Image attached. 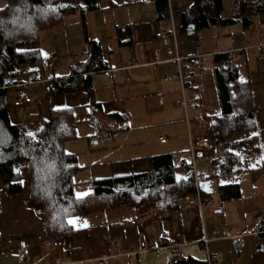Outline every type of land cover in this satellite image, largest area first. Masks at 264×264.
Wrapping results in <instances>:
<instances>
[{
    "label": "crops",
    "instance_id": "crops-1",
    "mask_svg": "<svg viewBox=\"0 0 264 264\" xmlns=\"http://www.w3.org/2000/svg\"><path fill=\"white\" fill-rule=\"evenodd\" d=\"M194 1L172 0L170 8L165 0H101L96 10L83 16L70 15L62 24L41 33L40 50L46 66L51 67L47 63L50 58L56 60L53 75H45L41 80L47 84L46 113L53 109H72L79 122L81 138L69 143L74 149L70 154L77 156L83 168L76 178L74 192L84 195L78 198L90 195L95 181L151 172L155 156L173 154L178 164L189 156L190 138L194 140L192 132L199 133L190 121V110L199 107L197 94L202 91L196 80L204 67H212L215 55L233 51L240 57L246 52V46L220 48L218 44H209L200 51L191 43L199 46L198 34L202 30L238 22L248 28L244 21L249 5L257 2L222 0L223 11L232 8L233 15H220L219 24L195 28L194 34L188 36L191 22L184 15ZM230 19L236 21L230 22ZM173 27L175 37H156L159 31ZM260 31L261 37L264 36L263 25ZM92 43L99 46L98 51L109 66L92 75L93 91L48 97V82L52 78L69 77L74 66L87 61ZM256 45L264 51L260 40H256ZM177 56L182 57L180 63L175 60ZM244 74L253 84L256 103L255 89L264 85V66L257 71L247 66ZM255 76L259 78L256 80ZM214 80L218 98L214 105L218 107L205 128V135L220 113L215 74ZM13 89L17 88L10 91ZM23 97L28 96L19 95L13 105ZM32 103L25 106L30 108ZM22 107H15L11 113L18 121L25 119L17 115ZM40 113L39 105L32 121L39 120ZM256 120L261 153L258 109ZM161 138L167 139L166 143ZM81 144H84V153ZM214 151L199 153L201 187L213 204L202 209L187 208L183 201L180 209L164 215L156 204L149 203L72 217L70 224L79 233L71 243L48 240L43 214L29 205L31 188L25 169L20 172L19 193L8 192L0 175V264H172L180 261L206 264L208 254L220 257L217 264H264V207H259L249 219L245 215L230 217L234 202L244 198L240 184V199L214 203L213 194H217L220 185H227L220 184L227 176H219L214 163L223 155L224 148L221 154L216 151L211 156ZM205 238L209 240L206 245ZM22 240L30 247V255L25 260L17 256ZM176 251L181 254L180 258H176Z\"/></svg>",
    "mask_w": 264,
    "mask_h": 264
},
{
    "label": "trees",
    "instance_id": "trees-1",
    "mask_svg": "<svg viewBox=\"0 0 264 264\" xmlns=\"http://www.w3.org/2000/svg\"><path fill=\"white\" fill-rule=\"evenodd\" d=\"M101 0H7L0 9V175L6 190L21 191L20 172L25 169L30 179V207L40 210L50 242L71 243L79 233L70 219L121 208L156 204L164 215L180 209L183 199L195 190L191 172L183 171L173 154L152 158L153 170L95 181L90 195L75 196L74 174L79 170L77 157L66 152L68 141L80 138L78 121L72 109H53L37 121L12 122L10 94L18 88L14 71L21 72L23 83L42 80L46 62L40 50L41 33L62 24L66 17L85 15L96 10ZM222 0H195L185 12V19L196 29L219 24ZM264 13V0L249 5L244 23ZM230 19V22H235ZM93 44L87 61L74 66L66 78L48 82V97L92 92L93 74L109 69ZM229 53L212 58L220 113L212 122L207 136L224 148L214 163L219 176L253 173L264 176V159H260L257 134L240 136L256 130V105L253 84L241 74V65H230ZM33 133L29 137L27 133ZM179 178V179H178ZM204 197H207L202 190ZM217 194L221 203L242 197L237 183L220 185ZM172 264H186L174 262Z\"/></svg>",
    "mask_w": 264,
    "mask_h": 264
},
{
    "label": "rangeland",
    "instance_id": "rangeland-1",
    "mask_svg": "<svg viewBox=\"0 0 264 264\" xmlns=\"http://www.w3.org/2000/svg\"><path fill=\"white\" fill-rule=\"evenodd\" d=\"M258 1V0H257ZM7 4V0H0V9L3 8ZM234 13V9L224 10L221 14V17H231ZM264 26V13L254 16L251 20L250 26L248 28H244L241 22L234 23L228 27H215L199 31L200 36V44L197 46L193 42L194 46L197 49L202 50L204 46H208L209 44H218L220 48L224 46H246V52L240 57H237L235 63L241 65V74L244 77V71L248 66V69L252 71H257L264 66V60H260L259 57L261 53V49L257 47L256 40H260L262 47H264V36L261 37L260 26ZM181 35V33L179 32ZM182 36V35H181ZM188 39V38H187ZM193 41V39H192ZM181 42V41H180ZM260 45V46H261ZM264 49V48H263ZM246 58V59H245ZM259 59V60H258ZM56 61V60H55ZM56 65L48 68L46 66L44 76L46 75H53V71L56 70ZM204 72L202 75H199L196 83L202 89L201 93L197 94L199 99V107L195 110H190V121L193 125H196L198 128L199 133L196 135L194 131V140L197 141L200 137L205 136V128L207 127L209 120L212 116H214V110L218 107V105H214V100L216 101L217 93L215 87V80L213 74L212 67H204ZM256 80L259 76L254 77ZM253 90V89H252ZM27 93V94H25ZM19 95L21 96H28L32 99L33 103L30 108H27L23 105L22 108H19L18 114L20 117L23 116L25 119H20L19 121L16 119L17 116H12V122H21V120L25 121H32L33 116L37 115V107L41 106V115L46 116L48 113L46 111L49 108L47 104L46 95H47V84L43 81L33 82V83H24V85L18 87L17 89H13L11 91V108L10 113H12L13 109H16L13 105L14 99L18 98ZM264 85H259L255 89V100H256V110L258 109V123L260 119V128L261 129V153L260 157L264 158ZM192 96V95H191ZM190 96V97H191ZM194 96V95H193ZM24 98V97H23ZM254 98V97H253ZM257 122V120H256ZM195 128V127H194ZM258 132V131H257ZM253 134H256V131L249 132L240 136L239 138H246ZM81 138V137H80ZM78 138V139H80ZM197 138V139H196ZM199 138V139H198ZM77 140V139H76ZM74 141V140H72ZM71 141H68L66 152L71 153L74 149L72 148L73 144H69ZM78 143V142H77ZM65 144V145H66ZM82 145V152L84 153V144ZM217 151L218 154H221L223 151V147H216L215 151L211 153V156ZM77 157V156H76ZM79 170L74 174L73 180L76 181L77 176L82 172L80 166V162L77 158ZM83 163V159L81 157V164ZM202 167V158L197 159V168L199 172V168ZM204 174H208L207 171H204ZM253 173H244V174H237L233 176H227L225 180H222L220 184H235L238 183L243 187V200L240 202H234L232 207L229 210V216L231 217H238V215H245L248 219L253 214L256 213L259 207H264V176H253ZM84 187V185H83ZM75 192V196H77ZM214 203L220 204L219 197L217 194H213ZM213 204V203H212Z\"/></svg>",
    "mask_w": 264,
    "mask_h": 264
},
{
    "label": "built area",
    "instance_id": "built-area-1",
    "mask_svg": "<svg viewBox=\"0 0 264 264\" xmlns=\"http://www.w3.org/2000/svg\"><path fill=\"white\" fill-rule=\"evenodd\" d=\"M167 1L168 5L170 8H172V0H165ZM175 37L176 36V30L173 27L170 30H161L156 34L157 38H165V37ZM201 39L198 37V41ZM231 61L230 65L234 66L236 63L237 56L235 52L231 51L229 52ZM260 60L264 59V53H261ZM176 62L180 63L182 61V57L177 56L176 57ZM47 63H49L52 66H55V59L50 58L47 60ZM206 66L209 65L208 62L205 63ZM14 75L18 79V86L24 85L23 80L20 79L21 72L19 70L14 71ZM32 100L29 97L20 99L14 103L15 107H20L25 104L31 103ZM167 139L161 138L162 143H166ZM216 148V144L212 141V139L205 135L201 137L199 140L195 141L192 138H190V149H189V156L186 158H183L181 160V165L183 171H189L192 173L193 178H194V183H195V190L192 194H188L187 196L184 197L183 201L185 206L187 208H193V207H198L199 209H202L204 206H209L212 204V201L206 197L203 196L202 194V187L201 183L203 181V176L198 172L197 169V159L199 158V153L201 151H214ZM39 213H41L40 210H38ZM218 232H215L217 234ZM209 242L206 238L204 239V244L206 245ZM30 255V247L27 243V241L22 240L19 242L18 250H17V256L20 258V260H25L28 256ZM176 258H180L181 254L176 251L175 253ZM220 260V257L217 255H211L208 254L206 264H217L218 261Z\"/></svg>",
    "mask_w": 264,
    "mask_h": 264
},
{
    "label": "water",
    "instance_id": "water-1",
    "mask_svg": "<svg viewBox=\"0 0 264 264\" xmlns=\"http://www.w3.org/2000/svg\"><path fill=\"white\" fill-rule=\"evenodd\" d=\"M188 36H192L193 34H194V32H195V27H194V25H190L189 27H188ZM181 262V261H180ZM179 262V263H180Z\"/></svg>",
    "mask_w": 264,
    "mask_h": 264
},
{
    "label": "snow or ice",
    "instance_id": "snow-or-ice-1",
    "mask_svg": "<svg viewBox=\"0 0 264 264\" xmlns=\"http://www.w3.org/2000/svg\"><path fill=\"white\" fill-rule=\"evenodd\" d=\"M27 135H28L29 137H33V138H34V134L31 133V132L27 133ZM178 179H179V178H178ZM82 195H84V194H83V193H78V194H77L78 197H79V196H82Z\"/></svg>",
    "mask_w": 264,
    "mask_h": 264
}]
</instances>
